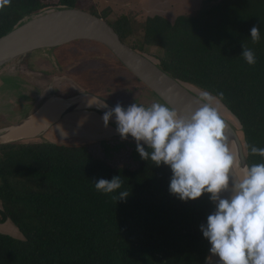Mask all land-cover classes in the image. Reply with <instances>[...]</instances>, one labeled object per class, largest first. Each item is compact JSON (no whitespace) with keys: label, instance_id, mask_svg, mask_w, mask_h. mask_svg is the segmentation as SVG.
Returning a JSON list of instances; mask_svg holds the SVG:
<instances>
[{"label":"trees","instance_id":"obj_1","mask_svg":"<svg viewBox=\"0 0 264 264\" xmlns=\"http://www.w3.org/2000/svg\"><path fill=\"white\" fill-rule=\"evenodd\" d=\"M79 2L11 0L0 10V36L35 12L81 8ZM134 20L123 13L108 22L123 42L233 112L248 165L264 163L250 151L264 148V0H203L197 11L173 21L148 16L140 35ZM253 26L260 29L255 43ZM243 44L254 51L255 65L240 56ZM117 175L120 190L94 188L95 180ZM171 175L150 159L135 168L112 166L87 144L28 140L1 146L0 222L12 221L24 237L0 232V264H203L210 244L200 225L214 204L207 193L187 202L170 194ZM121 190L129 195L118 200Z\"/></svg>","mask_w":264,"mask_h":264},{"label":"clouds","instance_id":"obj_2","mask_svg":"<svg viewBox=\"0 0 264 264\" xmlns=\"http://www.w3.org/2000/svg\"><path fill=\"white\" fill-rule=\"evenodd\" d=\"M10 2L0 0V10ZM250 38L254 43L260 39L259 27L250 29ZM242 49L243 60L255 65L254 51L244 44ZM200 98L203 106L189 108L184 114L159 102L149 106L134 102L126 108L118 103L102 120L107 126L114 117L117 133L123 140L129 136L135 140L142 159L170 168V194L184 202L210 194L214 211L200 225L211 245L206 264H211L212 257L219 258L218 264H264V163L246 166L242 176L237 173L223 105L207 92ZM250 151L264 157V148L251 146ZM230 178L231 195L225 198L221 193L229 191ZM122 183L119 175L100 178L94 181V188L110 194L120 190ZM128 195L121 190L118 200Z\"/></svg>","mask_w":264,"mask_h":264},{"label":"rangeland","instance_id":"obj_3","mask_svg":"<svg viewBox=\"0 0 264 264\" xmlns=\"http://www.w3.org/2000/svg\"><path fill=\"white\" fill-rule=\"evenodd\" d=\"M50 1H52V3L54 2V0ZM79 4L82 9L94 7L99 14H103L104 11H107L109 16L105 19L109 21H114L120 14H130L135 19L136 35H140L142 32L141 25L148 16L160 14L173 21L181 14H191L197 11L202 6L203 0H80ZM150 51L155 53L159 52L156 47H151ZM43 52H45L44 56L52 58V64H50V62L45 64L39 61L33 62V59L29 58L28 61L33 67L32 71L28 67L31 71L30 74L29 71L26 70L27 63L21 60L10 64L9 70L7 71V73L14 74L16 71L11 67H15L18 73H22L24 77L30 81L37 79L36 76L39 75V71L43 75L46 74L47 88H41L40 86L36 87V90H38L37 92H32L30 90L29 100L38 98L41 102H45L49 96L57 92L73 94L81 89L101 95H109L110 92L119 91L121 99L126 102V104H132L134 102L143 104L144 106H149L153 102L165 104L124 68L112 53L101 44L77 40L54 47L50 49V52ZM42 59L41 61H43ZM4 69L0 70V74L2 75L0 77L3 78L0 82V102L11 96L12 91L11 83L13 81L7 78V73L3 74ZM39 77L42 81L43 76L40 75ZM12 86L14 88L16 83L13 82ZM49 87H52V89H48ZM118 87L119 89H117ZM195 90L199 95L203 93V91ZM21 94L22 92L12 94V98L19 100V95ZM25 99V97H22V102L25 101ZM119 101L121 102V100ZM15 104L18 103L15 102ZM11 107L13 106L6 109L4 103H0V115L3 114V112L9 115L6 116L7 118H3L2 121L0 120V126L18 120L19 118H25L30 110L33 111L36 108L35 102L26 104L25 107H23V104L20 102L18 106H14V108ZM102 109L108 110L106 108ZM222 115L234 126L240 137L243 138L240 133V124L224 110ZM85 116L88 118L92 116L91 120L87 121ZM95 116L98 117L96 114L90 113L87 110L80 111L78 114H70L66 120L69 119L68 121H71V123L63 120L58 125L61 126V128H50L47 134L41 135L37 139H46L51 142L68 144H87L93 155L108 160L112 166L129 168L138 166L142 158L136 151L135 140L131 136L126 140L121 139L116 131L114 117L109 121L108 125L105 126L103 120ZM67 124H69L70 127H68ZM91 126H95L96 128L102 127L106 130L110 129L112 130V134L98 133L96 129L94 130V127L93 130H91V128H89ZM91 131L95 133L92 134ZM0 232L16 238L24 237L18 227L10 220L0 222Z\"/></svg>","mask_w":264,"mask_h":264},{"label":"water","instance_id":"obj_4","mask_svg":"<svg viewBox=\"0 0 264 264\" xmlns=\"http://www.w3.org/2000/svg\"><path fill=\"white\" fill-rule=\"evenodd\" d=\"M77 40L91 41L105 46L137 80L178 113L184 114L189 108L195 110L203 106L204 102L192 86L163 69L153 58L123 42L107 19L79 7L52 6L40 10L25 17L19 24L1 35L0 69L40 49L54 48ZM56 96L69 99L71 103L49 116L47 120L36 118L34 115L41 109V105H45L52 97ZM87 98L104 103L110 108L115 107L118 103L125 108L129 106L111 97L81 89L73 94L57 92L37 106L27 117L13 125L0 128L12 129L8 134L0 136V147L28 140L42 141L37 138L71 113L89 109L108 111L98 107L84 106ZM221 104L223 110L240 124L236 115L223 103ZM42 115L44 116V113ZM224 120L229 147L236 149L240 164L245 167L249 166L242 138L234 126L226 118ZM34 127L36 133L25 135V132ZM236 171L241 175L237 165ZM230 188L231 178L229 191L222 192L221 196L229 197L231 195ZM210 247L211 245H209ZM209 248L206 257L211 255ZM218 259V257H212L211 264H218ZM203 264H206L205 260Z\"/></svg>","mask_w":264,"mask_h":264},{"label":"crops","instance_id":"obj_5","mask_svg":"<svg viewBox=\"0 0 264 264\" xmlns=\"http://www.w3.org/2000/svg\"><path fill=\"white\" fill-rule=\"evenodd\" d=\"M48 50V48H46V49H40V50H38V51H36V52H34V53H31V54H29V56H28V58H26L25 56V58L24 57H21V58H23V59H18L17 61H19V60H21L22 62H25V63H27L26 65H27V67H26V70L27 71H29V74H30V72L33 70V67H32V65L30 64V62L28 61V59L30 58V59H33V62L34 61H39V62H42V63H49L50 62V64H52L51 62V60H52V58H50V57H48V56H44V53L45 52H43V51H47ZM40 51H41V53H40ZM43 52V53H42ZM47 53V52H46ZM27 56V55H26ZM44 57V58H43ZM43 58V59H42ZM41 59L43 60V61H41ZM16 62V61H15ZM20 66V65H19ZM30 68V70H29V68ZM53 67V66H52ZM5 68V69H4ZM3 69V74L4 73H7V71L9 70V65H7L6 67H4ZM12 69L14 68V71H16L14 74H12V73H7V78L10 80V81H13V82H15L16 83V86L13 88V86H12V83H11V88H12V91H11V96H9V97H7V98H5V100L4 101H1L0 103L2 104V103H4V107L7 109V108H10V106H13V107H11V108H14V106H18L19 105V103L21 102L22 104H23V107H25V105L26 104H29V103H31V102H35V107H37V106H39L42 102L37 98V99H35V100H29V98H30V90L32 91V92H37L38 90H36V87H40L41 86V88L42 87H46V78H45V76H46V74L45 75H43V74H41L40 73V71H39V75H37L36 77H37V79H35V80H33V81H30L29 79H26L25 77H24V75L22 74V73H18V71L16 70V68L15 67H11ZM19 68V67H18ZM1 70V69H0ZM22 70H25V69H22ZM40 75H42L43 76V78H42V81H41V79H40ZM0 76H2L1 74H0ZM47 77V76H46ZM49 77H52V76H49ZM2 77H0V82L2 81ZM47 88V87H46ZM20 89V90H19ZM48 89H52L51 87H49ZM20 92H22V94L21 95H19V100H15V99H13L12 98V94H17V93H20ZM22 97H25L26 99H25V101H23L22 102V100H21V98ZM15 102L16 103H18V104H15ZM32 112V110H30V112L25 116V117H27L30 113ZM71 114H78V113H71ZM70 115V114H69ZM69 115H67L64 119H62V121L64 120V121H68V120H66L67 118H68V116ZM6 116H9V115H6V113H4L3 112V114H1L0 115V120L2 121L3 120V118H7ZM86 117V116H85ZM86 118H88V117H86ZM23 118H19L18 120H15V121H12V122H10V123H7V124H3L2 126H0V127H5V126H9V125H13V124H15V123H17V122H19L20 120H22ZM62 121H60V122H62ZM87 121H90V120H87ZM68 122H70L71 123V121H68ZM87 123V122H86ZM60 123H57V124H55V125H53L51 128H61V126H58ZM67 126L68 127H70V125L69 124H67ZM85 127H87V126H85ZM93 127H94V130L95 129H97L96 131L98 132V133H105V134H112V130H106V129H103V130H99L98 128H96L95 126H91V127H89V128H91V130H93ZM50 129V128H49ZM48 129V130H49ZM48 130H47V132H48ZM78 130V129H77ZM47 132H45L44 134H47ZM92 132V134L93 133H95L94 131H91ZM86 133V132H85ZM43 134V135H44ZM49 134V133H48ZM42 141H47L46 139L44 140H42Z\"/></svg>","mask_w":264,"mask_h":264},{"label":"bare ground","instance_id":"obj_6","mask_svg":"<svg viewBox=\"0 0 264 264\" xmlns=\"http://www.w3.org/2000/svg\"><path fill=\"white\" fill-rule=\"evenodd\" d=\"M49 97H51V96H49ZM86 100L87 101L84 104V106H86V107H91V108L98 107L99 109L106 108L108 110L111 109L110 107L106 106L104 103H101V102L98 103L93 99L87 98ZM70 103H71V100L65 99L61 96L52 97L48 103H46L45 105H41V109L38 112H36L34 116H36V118H39V119L47 120V118L49 116L53 115L54 113L61 110L62 108H64L65 106H67ZM42 113H44V116L42 115ZM11 130L12 129H10V128L0 129V136H4L5 134H8ZM35 130H36L35 127L30 128V130L28 132H25V135H28V136L33 135L34 133H36ZM231 150L236 154V157H237L236 165H237V168H238V170L242 176L245 166L238 162V156H237L236 149L231 147Z\"/></svg>","mask_w":264,"mask_h":264},{"label":"flooded vegetation","instance_id":"obj_7","mask_svg":"<svg viewBox=\"0 0 264 264\" xmlns=\"http://www.w3.org/2000/svg\"><path fill=\"white\" fill-rule=\"evenodd\" d=\"M71 43V42H70ZM68 44V43H67ZM65 45V44H64ZM50 49H53V48H48V52H50ZM47 52V53H48ZM23 59V58H22ZM52 88V87H51ZM117 89H119V87L117 88ZM117 89H115V90H117ZM78 90V89H77ZM114 90V91H115ZM79 91V90H78ZM76 93V92H75ZM107 93H109V92H107ZM105 96H108V97H111V98H113V99H115V100H117V101H119V100H121V103L122 104H125V105H130L131 103H129V104H126V102H124L122 99H121V97H120V94H119V91L118 92H110V94L109 95H105ZM120 102V101H119ZM94 110H96V111H94ZM88 112H90V113H94V114H96L100 119H102V116H103V114L106 112V111H102V110H98V109H89V110H87ZM92 117V116H91ZM91 117H89V118H87V120H91ZM96 117V116H95ZM98 117H96V118H98ZM62 121V120H61ZM58 123H60V122H58ZM99 130H103L104 128H102V127H99L98 128ZM97 130V129H96Z\"/></svg>","mask_w":264,"mask_h":264}]
</instances>
